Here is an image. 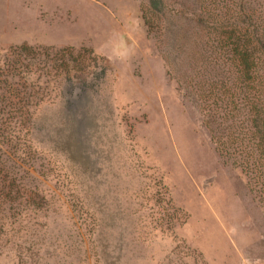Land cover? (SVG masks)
<instances>
[{"label": "rangeland", "instance_id": "rangeland-1", "mask_svg": "<svg viewBox=\"0 0 264 264\" xmlns=\"http://www.w3.org/2000/svg\"><path fill=\"white\" fill-rule=\"evenodd\" d=\"M160 25L148 0H0V264H264V54L243 75L205 26L192 50L180 40L177 81ZM62 61L98 89L75 139Z\"/></svg>", "mask_w": 264, "mask_h": 264}, {"label": "trees", "instance_id": "trees-1", "mask_svg": "<svg viewBox=\"0 0 264 264\" xmlns=\"http://www.w3.org/2000/svg\"><path fill=\"white\" fill-rule=\"evenodd\" d=\"M187 2L190 0H186ZM197 1V2H196ZM191 0L192 5H196V3H199V0ZM232 4L234 6L233 9H230L228 6H224L225 1L219 0L222 4L217 5V10H224L225 12H219L218 11H211L206 10V7L204 3L208 4L206 0L200 1V7L194 9L195 11H187L182 5V3H179L178 7L171 8L169 7L165 0H148L149 3V9L151 11V14H159L160 15V30L163 31V33L166 35V51H165V61L167 62L169 71L173 76L179 81L178 78V48L180 47V40L181 45L185 42H188L186 47L188 50H192L194 46H196V41L200 34L203 32V29L205 26L207 28L213 27L215 30L217 29L219 31V34L217 35L216 39L212 41V43L209 45V50L211 52H215L214 50H220V55L223 56L227 61H230L232 66L235 67L238 72H241V74H249V72L253 69L254 65V44H256V48H258L262 54H264V0H249L252 2V4L256 5V7L259 8V16L258 19H253L252 15L249 12L250 8L248 5V0H237V2H234L232 0ZM236 1V0H235ZM245 1V2H244ZM195 2V3H194ZM244 2V3H243ZM244 4L247 6L245 7ZM224 6V7H223ZM187 12L192 15V20L195 23L194 29H190L189 35H184L181 32V28L178 23V19H181ZM204 13H208L209 16L205 20L202 16ZM211 15L214 16L215 21H212L210 19ZM216 22V23H214ZM203 24V25H201ZM20 48V47H19ZM16 48H13L11 52H15ZM18 49V48H17ZM21 50L24 49L26 51H31V48L22 46L20 48ZM67 50H61L56 53H64ZM42 52V51H41ZM38 52V53H41ZM18 53H20L18 51ZM35 54V53H34ZM31 56V58L28 59H34L35 55ZM46 58H52L56 59V57H51V54L49 50H46L44 53ZM27 57V56H25ZM192 58V57H191ZM71 62L75 61V58L71 57ZM187 62L190 64L191 68L193 66V61L191 62V59H188ZM63 65L62 68L65 72V87L63 92V98L61 101V106L64 108L63 114H67L68 120H70L73 128V133L71 135V132H69L70 137L75 139V136L77 138L81 135V124H87L88 120H91L93 117L92 113H88L84 106H86L87 109H90L91 103L90 99L91 97L96 94V89L92 86H94L93 79L89 78V81L82 79L80 77H74V75L71 74V69L74 67H70V63L66 61H62ZM225 64V63H224ZM30 65V64H29ZM29 65H27V73H30ZM8 66L12 68L14 73L12 74V77L15 75V72H18V67L14 64H7ZM259 66L263 68V74H264V58L261 56L259 57ZM76 70V69H75ZM78 71H81L82 69H77ZM12 71V72H13ZM11 72V73H12ZM260 72V71H259ZM250 77H247V79ZM77 79V80H73ZM97 85V84H96ZM262 88H264V84L262 85ZM13 91V89H11ZM14 94V93H13ZM264 94V92H263ZM16 97V94H14ZM85 96L86 98V104L85 102L81 103L80 105H74L72 102V97H80V100ZM245 100V105L247 106L248 100ZM260 100V99H259ZM84 105V106H83ZM83 108V109H81ZM220 108V102L219 107ZM256 115V129H255V140L253 143V146H255V153L256 156H258V160L260 162V166L262 167V170L264 172V98L261 99V102H259L258 110ZM88 114V116H87ZM210 117V114H208ZM217 115L214 114L213 117H216ZM67 120V121H68ZM214 122V119L212 120V123ZM34 123L31 122V126L33 128ZM82 128H86L83 126ZM89 129V128H86ZM67 131V130H66ZM216 140L223 146V143L220 140V137L217 136ZM77 142V140H75ZM221 151L225 152V146L221 148ZM225 155L226 152H225Z\"/></svg>", "mask_w": 264, "mask_h": 264}]
</instances>
